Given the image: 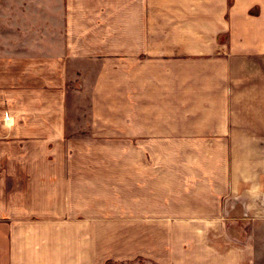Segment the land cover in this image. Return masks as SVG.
<instances>
[{
  "label": "crops",
  "instance_id": "0c3cea01",
  "mask_svg": "<svg viewBox=\"0 0 264 264\" xmlns=\"http://www.w3.org/2000/svg\"><path fill=\"white\" fill-rule=\"evenodd\" d=\"M45 14L0 54V264H264V0Z\"/></svg>",
  "mask_w": 264,
  "mask_h": 264
},
{
  "label": "rangeland",
  "instance_id": "374dc122",
  "mask_svg": "<svg viewBox=\"0 0 264 264\" xmlns=\"http://www.w3.org/2000/svg\"><path fill=\"white\" fill-rule=\"evenodd\" d=\"M59 1L0 0V54H11L15 50L12 45L19 44V40L41 37V24L47 21L45 12L53 11ZM49 19L51 22L55 16L50 15Z\"/></svg>",
  "mask_w": 264,
  "mask_h": 264
}]
</instances>
